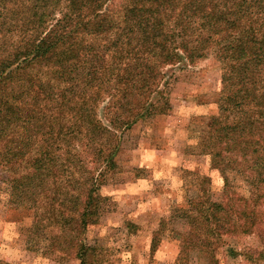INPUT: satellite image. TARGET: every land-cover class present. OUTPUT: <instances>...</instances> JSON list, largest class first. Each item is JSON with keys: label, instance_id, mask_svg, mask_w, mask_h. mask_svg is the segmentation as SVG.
<instances>
[{"label": "trees", "instance_id": "obj_1", "mask_svg": "<svg viewBox=\"0 0 264 264\" xmlns=\"http://www.w3.org/2000/svg\"><path fill=\"white\" fill-rule=\"evenodd\" d=\"M210 52L223 68L220 110L195 138L249 194L230 193L225 176L222 201L202 193L172 213L190 225L184 253L263 221L264 0H0V184L8 210L31 217L30 241L99 264L86 233L110 208L102 188L124 133L170 109L169 67ZM245 248L264 262V248Z\"/></svg>", "mask_w": 264, "mask_h": 264}, {"label": "rangeland", "instance_id": "obj_2", "mask_svg": "<svg viewBox=\"0 0 264 264\" xmlns=\"http://www.w3.org/2000/svg\"><path fill=\"white\" fill-rule=\"evenodd\" d=\"M166 71L171 107L124 133L119 166L102 188L110 197L106 203L110 208L90 226L87 241L97 249L99 264H254L239 252L245 247L252 252L263 250L264 204L258 232L220 240L211 252L192 246L182 252L181 233L188 232L190 225L177 219L170 223L172 213L202 193L222 201L225 176L230 193L247 196L249 192L242 174L221 173L213 167L211 156L202 152L195 138L194 127L219 113L221 62L210 52ZM5 188L2 182L0 264H79L73 253H49L43 241L28 239L32 219L28 213L8 210ZM155 235L158 241L152 249Z\"/></svg>", "mask_w": 264, "mask_h": 264}]
</instances>
